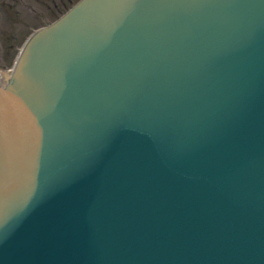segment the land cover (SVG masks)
<instances>
[{
	"label": "water",
	"instance_id": "95a60500",
	"mask_svg": "<svg viewBox=\"0 0 264 264\" xmlns=\"http://www.w3.org/2000/svg\"><path fill=\"white\" fill-rule=\"evenodd\" d=\"M0 83V264H264V0H75Z\"/></svg>",
	"mask_w": 264,
	"mask_h": 264
},
{
	"label": "rangeland",
	"instance_id": "374dc122",
	"mask_svg": "<svg viewBox=\"0 0 264 264\" xmlns=\"http://www.w3.org/2000/svg\"><path fill=\"white\" fill-rule=\"evenodd\" d=\"M73 1L0 0V72L12 66L19 47L33 28L53 19Z\"/></svg>",
	"mask_w": 264,
	"mask_h": 264
},
{
	"label": "bare ground",
	"instance_id": "6f19581e",
	"mask_svg": "<svg viewBox=\"0 0 264 264\" xmlns=\"http://www.w3.org/2000/svg\"><path fill=\"white\" fill-rule=\"evenodd\" d=\"M3 78H4V71H1L0 72V83L2 82Z\"/></svg>",
	"mask_w": 264,
	"mask_h": 264
}]
</instances>
